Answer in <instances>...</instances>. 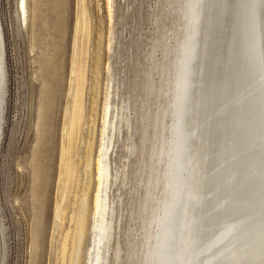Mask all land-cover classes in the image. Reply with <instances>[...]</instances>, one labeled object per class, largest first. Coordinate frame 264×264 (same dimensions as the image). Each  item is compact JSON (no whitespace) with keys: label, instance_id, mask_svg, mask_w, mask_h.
I'll return each instance as SVG.
<instances>
[{"label":"bare ground","instance_id":"1","mask_svg":"<svg viewBox=\"0 0 264 264\" xmlns=\"http://www.w3.org/2000/svg\"><path fill=\"white\" fill-rule=\"evenodd\" d=\"M113 1L103 0L108 52ZM76 2L51 247L65 229L55 264H122L121 243L115 237L122 195L114 186L125 183L127 170L125 163L123 169H113L111 154L122 129L131 130L130 109L116 104L108 62L103 97L98 100L100 56L96 53L93 96L86 112L91 20L87 0ZM170 4V12L180 22L173 60L167 66L173 88L168 89L167 107H158L155 113L158 145L153 147L151 179L142 204L143 241L140 249L133 248L129 264H264V0H172ZM28 12V0H17L20 23L27 22ZM97 37L101 38L100 32ZM3 49L0 20V140L6 76ZM233 58L236 63L238 58L235 66ZM231 67L232 72L236 69L235 82ZM151 92L169 91L159 86ZM167 113L172 122L166 142L163 116ZM125 149L134 154L138 148L129 141ZM160 178L158 199L153 183ZM88 234L90 243L82 254Z\"/></svg>","mask_w":264,"mask_h":264},{"label":"rangeland","instance_id":"2","mask_svg":"<svg viewBox=\"0 0 264 264\" xmlns=\"http://www.w3.org/2000/svg\"><path fill=\"white\" fill-rule=\"evenodd\" d=\"M76 1L28 0V23H20L16 14L17 0H0L6 66L0 140L1 264H55L61 256L57 248L60 247L65 229L61 235L55 234L56 241L52 247L51 236ZM171 2L172 0H114L113 34L111 50L108 52L105 48L108 23L103 0H87L91 38L88 44L86 112H89L93 96L92 70L95 54L98 53V100L101 101L103 97L107 77L105 65L108 62L116 104L128 106L132 121L131 130L128 132L123 128L121 135L117 136L111 154L113 169H123L125 163L127 170L125 183L114 186L119 188L116 194L122 195L120 228L115 234L122 247V264L130 263L133 248H141L138 245L143 241L142 217L145 215L142 204L147 193V180L150 178L153 147L158 145L153 130L155 113L158 107H167L170 90L173 88L167 66L173 60V46L176 43L174 35L179 33L180 22H176L174 14L170 12L173 5ZM99 32L101 38L97 37ZM236 59L237 63L233 58L234 66L238 64V58ZM231 70L232 67L230 74L235 82L233 73L236 69L233 72ZM159 86L169 92L165 95L151 92ZM163 117L166 121L164 126H167L163 139L167 142L172 116L167 113ZM229 121L230 119L228 123L231 124L232 121ZM87 122L82 135L84 140L88 134L89 119ZM129 141L134 142L138 148L134 154L125 149V144ZM80 145L79 152H82L83 144ZM156 163L157 170H162L158 161ZM164 163L163 159L162 165ZM158 176L161 177L159 173ZM161 182L162 179L157 184L153 183L155 197L158 199L161 195L159 189L163 184ZM156 188H159L158 192ZM158 208L159 205L156 207L157 212ZM69 224L66 221L65 228ZM153 231V228L149 229L150 233ZM89 243L90 234L83 240L82 254Z\"/></svg>","mask_w":264,"mask_h":264},{"label":"water","instance_id":"3","mask_svg":"<svg viewBox=\"0 0 264 264\" xmlns=\"http://www.w3.org/2000/svg\"><path fill=\"white\" fill-rule=\"evenodd\" d=\"M212 103H214V98H213V100H212Z\"/></svg>","mask_w":264,"mask_h":264}]
</instances>
